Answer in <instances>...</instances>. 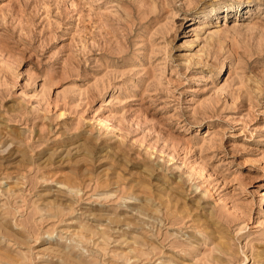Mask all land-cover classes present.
I'll return each instance as SVG.
<instances>
[{
    "label": "rangeland",
    "instance_id": "obj_1",
    "mask_svg": "<svg viewBox=\"0 0 264 264\" xmlns=\"http://www.w3.org/2000/svg\"><path fill=\"white\" fill-rule=\"evenodd\" d=\"M0 264H264V0H0Z\"/></svg>",
    "mask_w": 264,
    "mask_h": 264
}]
</instances>
